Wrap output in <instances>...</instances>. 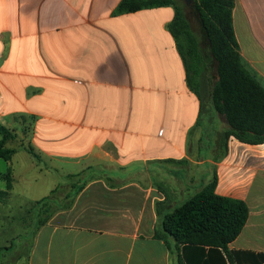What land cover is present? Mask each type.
I'll use <instances>...</instances> for the list:
<instances>
[{"label":"crops","instance_id":"0c3cea01","mask_svg":"<svg viewBox=\"0 0 264 264\" xmlns=\"http://www.w3.org/2000/svg\"><path fill=\"white\" fill-rule=\"evenodd\" d=\"M121 1L0 0V125L16 130L30 118L36 154L7 143L16 154L0 159V190L11 169L13 195L22 151L29 170L64 177L96 167L98 176L33 238L16 237L0 264H175L174 241L158 238L156 203L167 212L200 189L208 177L195 178L192 163L216 167V194L247 203L246 226L228 248L240 264L262 263L264 151L193 160L201 102L168 30L175 11L115 16ZM233 19L242 56L264 79V0H236ZM186 255L229 264L209 248Z\"/></svg>","mask_w":264,"mask_h":264},{"label":"trees","instance_id":"16d2710c","mask_svg":"<svg viewBox=\"0 0 264 264\" xmlns=\"http://www.w3.org/2000/svg\"><path fill=\"white\" fill-rule=\"evenodd\" d=\"M235 5L236 0H194L192 9L199 32L193 30L182 0H122L114 12L115 16H120L162 7L174 9V19L168 30L182 58L187 85L201 102L199 119L189 133L191 140L194 132L202 129V138L198 142V159L201 160L212 153H215L216 162L225 159L231 137L246 145H264V85L242 56L234 29ZM207 111L223 117L227 128L217 129L214 116L210 117L206 128L204 115ZM13 131L0 125V159L8 162L16 154V150L7 147L8 142L17 138ZM29 154L36 157L33 148ZM169 162L189 164L187 159ZM96 170V167H90L67 175L63 180L65 183H60L48 196L37 201L22 219L28 229L26 237L33 238L56 213L71 209L88 183L98 177ZM2 179L6 186L0 190V202L12 193V170L2 175ZM202 181L196 193L170 211H165L167 202L156 203L161 224L158 238L174 241L175 264H195L186 255L190 248L223 251L229 264H240L228 247L246 226L248 205L243 200L216 194V167L212 177ZM14 243L15 240L9 247L1 248L0 254L12 252ZM260 258L263 260L260 264H264V256Z\"/></svg>","mask_w":264,"mask_h":264},{"label":"rangeland","instance_id":"374dc122","mask_svg":"<svg viewBox=\"0 0 264 264\" xmlns=\"http://www.w3.org/2000/svg\"><path fill=\"white\" fill-rule=\"evenodd\" d=\"M182 3L192 24L193 30L195 32H199L192 9L193 4L191 6H186L183 0ZM260 80L264 85V79L260 78ZM211 116H214L211 111H207V113L204 115V125L206 128H208L209 126L208 120ZM215 119L217 122V129L225 130L227 128L226 121L223 117L215 115ZM16 130L18 131V133L16 132ZM16 130H14L13 133L16 134L17 138L14 139V141L8 142L9 147L11 146L19 150L25 149L29 153L30 148H32L30 142L33 131L31 119L29 118L25 120L23 126H21V128H16ZM198 138H202L201 128L197 129L192 137V145L190 147V151L193 155L194 161L198 160ZM233 144H236V146L239 147L237 148V151L240 152L257 154L264 151V145L249 146L246 144H242L235 139H231L228 141L229 153ZM22 152V154L19 155L15 161L17 169V183L15 186V191L13 192V195L11 193L10 197L5 201L0 202V249L3 247H9L11 242L16 237L28 232L27 227L22 221L27 212L35 205L37 201L48 196L50 192L55 189L60 183H65L63 180L66 176L63 177L62 175L55 173L50 174L46 171L44 165L40 166V170H38L37 168L29 170V159L31 158V156H29L27 153V155H25V151ZM3 162L4 161H2V163ZM191 166L193 173L196 174L195 178L204 175H206L208 179L212 177V171L207 167L203 165L198 166L196 163H192ZM14 253V250L12 252L3 251L0 254V258L6 261L11 260Z\"/></svg>","mask_w":264,"mask_h":264},{"label":"water","instance_id":"95a60500","mask_svg":"<svg viewBox=\"0 0 264 264\" xmlns=\"http://www.w3.org/2000/svg\"><path fill=\"white\" fill-rule=\"evenodd\" d=\"M186 6H191L194 3V0H183Z\"/></svg>","mask_w":264,"mask_h":264},{"label":"built area","instance_id":"2783aa9c","mask_svg":"<svg viewBox=\"0 0 264 264\" xmlns=\"http://www.w3.org/2000/svg\"><path fill=\"white\" fill-rule=\"evenodd\" d=\"M231 139H235V138H234V137H231ZM231 139H230V140H231ZM235 140H237V139H235ZM237 141H238V140H237ZM237 148H239V147L237 146V147L233 150L232 147H231V151H232V152H233V151H236Z\"/></svg>","mask_w":264,"mask_h":264}]
</instances>
